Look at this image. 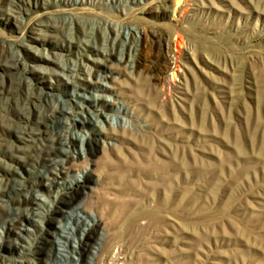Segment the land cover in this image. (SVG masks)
<instances>
[{"label":"rangeland","instance_id":"1","mask_svg":"<svg viewBox=\"0 0 264 264\" xmlns=\"http://www.w3.org/2000/svg\"><path fill=\"white\" fill-rule=\"evenodd\" d=\"M0 54L19 57L17 67L0 68L5 83L19 82L15 111H70L36 139L20 141L0 100V179L27 183L26 195L39 196L37 211L55 191L34 177L27 159L61 123L71 127L94 112L101 121L71 129L73 140L87 130L129 136H103L84 164L94 159L98 167L119 150L139 158L150 144L167 183L154 189L156 179L138 172L123 177L135 189L121 191L120 180L87 174L98 181L82 199L100 223L98 254L110 242L111 251L124 245L123 264H264V0H0ZM68 65L75 69H63ZM98 79L112 87L96 88ZM23 91L37 94L36 103L24 104ZM116 100L119 107H111ZM120 116L125 124L115 122ZM65 148L78 155V144ZM26 212L0 199V264L28 258L22 245L31 247L37 226L29 224V234L7 228ZM38 219L57 233L69 221L67 214L49 224ZM51 251L46 259L55 264Z\"/></svg>","mask_w":264,"mask_h":264},{"label":"bare ground","instance_id":"2","mask_svg":"<svg viewBox=\"0 0 264 264\" xmlns=\"http://www.w3.org/2000/svg\"><path fill=\"white\" fill-rule=\"evenodd\" d=\"M41 24L42 22L35 23L32 28H38V25ZM112 31L116 35L122 36L123 40L126 41L128 34L125 31L121 34H119L114 28ZM135 36H137V32H131V42ZM18 59L19 57L14 54L5 55V57L3 56L0 59V68L5 70L6 67H17ZM106 67L109 69V65L106 64ZM63 69L72 71L75 67L73 65H68L66 67L63 66ZM99 77H103V75H100ZM94 86L96 88L104 89L112 87L111 85L103 84V82L101 84L100 79L94 81ZM18 89H20L19 82L15 79H9L6 83L0 79V100L3 99L1 103L5 101L8 104L7 107L5 106L6 120L10 124H14L19 128L16 131V138L20 141L36 139L38 135H42L46 132L47 126L56 121L58 113L65 114L70 112L69 108L64 105L51 109V111L47 113L39 112V110L32 111V115L19 112L20 110L17 112L13 107L15 103L14 95ZM26 93V91L22 92L23 103L28 105L35 104L38 95L32 92ZM3 106L4 105H2V107ZM110 106L119 107L117 100L111 102ZM21 108H23V105ZM102 115H104V118L114 126L113 117L109 113L103 112ZM100 121L101 119L99 118L98 113L90 112V116L75 121L72 123L71 127L67 124L68 122L61 123V129L55 131V138H50L48 136V142L44 143V145L42 144V147L35 149L34 154L31 153L32 155L27 159V164L30 166L29 171L34 173V177L42 176L46 178L49 187L54 188L55 191L52 203H49L43 210H36L37 205H40L39 196L37 194L33 193L30 197L26 195L25 190L28 185L27 183L25 184L18 178H13L8 175L4 176V179H0L3 180L4 183L3 188H0V199L8 200L15 205V208H24L25 212L27 211L24 214H17L8 219L7 228L13 232L23 233L22 231H26L29 234L28 225L35 224L37 226H35L36 237L32 242L31 247L25 244L22 245L27 247L30 251L29 255H27L28 258L24 260L25 263L20 260L9 262V264H39L41 260L46 261V264H50V262L47 261L48 259H46L45 254L48 253L51 246H54V252L51 251L53 253H51L50 256L53 257L55 264H111L113 261V264H119L120 261V264H123L124 259L128 258L125 257L122 259L120 256L121 253H127V251L123 253L122 250L124 251V249H120L124 245L111 251L113 250L111 248L113 245L110 244V239L107 246L103 244L105 249H102L103 251L101 250V252L99 251V254L97 252L99 249L97 251L95 250L97 246L100 248V244H102V242L97 241V233L95 234L94 232L100 223L98 222L95 213L87 212L86 207L84 206L86 199H82L83 197L87 198L94 192L98 181L91 180L87 174L90 172L96 173L98 170L102 172L105 177L120 180V182H122L121 191H125L126 189H135L136 182L132 177L128 176L124 179L123 177L142 172L146 176L156 179L155 181H151V185L154 189H165L167 186L165 185L166 181L162 174L163 162L155 159L152 155V147H150L149 144L148 147L143 146V153L139 158L132 157V159L130 153H122L119 150L116 153L104 154V160L98 165V167H95L96 163L94 159H90V165L84 164L82 162L83 159L85 157L91 158L95 156L97 146H99L101 142L104 143V140L102 139L103 136L108 137V135L112 134L110 138L116 139L118 137L123 141L128 135V132L115 134L113 131L112 133L106 132L103 134V132H105L103 130L97 132L87 130L83 133H78L76 140H73L71 129L79 126H86L87 123L98 124ZM115 122L118 124L120 123V125L125 124L126 117L120 116V119ZM0 129L1 133L4 127H1ZM115 135L117 137H115ZM70 144L76 146L78 144V155L72 154L70 150L65 148L66 145ZM110 144L115 145L116 143L114 142ZM1 154L6 158L21 159V156L14 152L1 151ZM41 167L45 170L42 171ZM160 171L161 173H158V176H156V173ZM96 200L102 201L101 198H97ZM119 205L125 206L127 203L122 202ZM63 214H67L69 224L67 223L66 225H63L58 233L57 231H51L47 226L44 227L38 223L39 217L49 224L51 222H56L57 220L59 221V216ZM0 249L3 250L1 247ZM74 253L79 254L76 259ZM127 255L129 254L127 253ZM124 256H126V254ZM126 261L128 260L126 259ZM128 263L129 262L126 264Z\"/></svg>","mask_w":264,"mask_h":264}]
</instances>
